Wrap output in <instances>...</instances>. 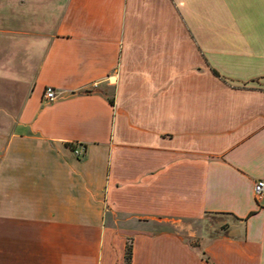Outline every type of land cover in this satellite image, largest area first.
<instances>
[{
  "label": "crops",
  "instance_id": "obj_1",
  "mask_svg": "<svg viewBox=\"0 0 264 264\" xmlns=\"http://www.w3.org/2000/svg\"><path fill=\"white\" fill-rule=\"evenodd\" d=\"M260 178L264 0H0V264H264Z\"/></svg>",
  "mask_w": 264,
  "mask_h": 264
},
{
  "label": "rangeland",
  "instance_id": "obj_2",
  "mask_svg": "<svg viewBox=\"0 0 264 264\" xmlns=\"http://www.w3.org/2000/svg\"><path fill=\"white\" fill-rule=\"evenodd\" d=\"M229 219L228 215L224 214H209L206 219L204 220V227L206 226V229L208 231L209 235H214L219 232H223L226 229V223ZM186 240L196 244L200 240V236H192L185 234Z\"/></svg>",
  "mask_w": 264,
  "mask_h": 264
},
{
  "label": "built area",
  "instance_id": "obj_3",
  "mask_svg": "<svg viewBox=\"0 0 264 264\" xmlns=\"http://www.w3.org/2000/svg\"><path fill=\"white\" fill-rule=\"evenodd\" d=\"M44 97L47 101L56 99L57 94L53 86L46 87ZM254 191L258 198L264 197V178L257 179L254 183Z\"/></svg>",
  "mask_w": 264,
  "mask_h": 264
}]
</instances>
